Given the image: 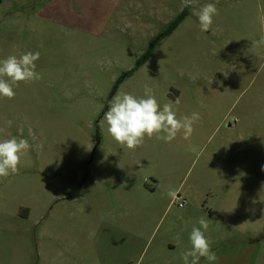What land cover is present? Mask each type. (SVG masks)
<instances>
[{
    "label": "rangeland",
    "instance_id": "1",
    "mask_svg": "<svg viewBox=\"0 0 264 264\" xmlns=\"http://www.w3.org/2000/svg\"><path fill=\"white\" fill-rule=\"evenodd\" d=\"M208 3L218 15L202 32L193 9ZM258 7L193 0L162 38L181 0H0V59L39 51L41 76L0 97V140L31 145L19 173L0 178V264H184L200 218L218 259L199 264L237 242L260 245L264 264ZM144 85L177 118L200 113L190 139L146 138L133 151L111 138L109 102Z\"/></svg>",
    "mask_w": 264,
    "mask_h": 264
},
{
    "label": "clouds",
    "instance_id": "2",
    "mask_svg": "<svg viewBox=\"0 0 264 264\" xmlns=\"http://www.w3.org/2000/svg\"><path fill=\"white\" fill-rule=\"evenodd\" d=\"M181 2L184 7L193 5V0ZM257 11L258 22L264 27V7H258ZM193 14L198 17L200 30L208 32L213 24V17L218 15V9L214 3H208L201 6L198 12L193 9ZM261 42H264V37H261ZM39 58V51H27L19 56L9 55L0 59V97L13 99L16 96L15 89L21 82L39 80L41 76L36 71L35 63ZM100 63L103 66L104 62ZM201 119L199 112L177 118L172 105L164 104L161 107L154 89L144 85L142 96L131 93L116 94L109 102L101 123L106 122L107 133L115 142L134 151L145 143L146 138L155 137L157 140L171 143L178 134H182V138L188 140L195 131L194 125ZM30 147L28 140L23 138L0 140V178L19 173V165ZM167 195L175 197L176 193L168 191ZM199 225L200 227L194 226L189 235L190 250L181 254L184 264H199L201 258L210 262L218 259L205 235L209 227L208 220L200 218ZM175 239L180 240L179 234Z\"/></svg>",
    "mask_w": 264,
    "mask_h": 264
},
{
    "label": "crops",
    "instance_id": "3",
    "mask_svg": "<svg viewBox=\"0 0 264 264\" xmlns=\"http://www.w3.org/2000/svg\"><path fill=\"white\" fill-rule=\"evenodd\" d=\"M175 197L170 199L169 205L172 203ZM261 246L255 243H229L226 246L222 247L220 260L218 264H233L237 260L239 262V257L245 254H248V264H255L257 255L260 253Z\"/></svg>",
    "mask_w": 264,
    "mask_h": 264
},
{
    "label": "trees",
    "instance_id": "4",
    "mask_svg": "<svg viewBox=\"0 0 264 264\" xmlns=\"http://www.w3.org/2000/svg\"><path fill=\"white\" fill-rule=\"evenodd\" d=\"M191 10L192 6L184 7L182 12L169 24L168 29L161 37L163 38L164 36L171 34L191 14ZM154 46L155 42L151 44L148 53L145 55V59L152 55Z\"/></svg>",
    "mask_w": 264,
    "mask_h": 264
},
{
    "label": "built area",
    "instance_id": "5",
    "mask_svg": "<svg viewBox=\"0 0 264 264\" xmlns=\"http://www.w3.org/2000/svg\"><path fill=\"white\" fill-rule=\"evenodd\" d=\"M177 198H180V196H178ZM179 206L184 208L186 206V201L183 200L182 202H180Z\"/></svg>",
    "mask_w": 264,
    "mask_h": 264
}]
</instances>
